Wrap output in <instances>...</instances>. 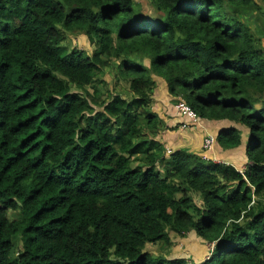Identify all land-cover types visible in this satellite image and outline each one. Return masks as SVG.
Returning <instances> with one entry per match:
<instances>
[{"label":"trees","instance_id":"trees-1","mask_svg":"<svg viewBox=\"0 0 264 264\" xmlns=\"http://www.w3.org/2000/svg\"><path fill=\"white\" fill-rule=\"evenodd\" d=\"M149 1L160 15L0 0V264H264V47L241 15L254 0ZM67 36L96 50L65 52ZM110 66L128 98L100 97ZM154 75L197 119L245 127V169L167 152ZM191 231L212 247L201 261L144 251Z\"/></svg>","mask_w":264,"mask_h":264},{"label":"crops","instance_id":"crops-1","mask_svg":"<svg viewBox=\"0 0 264 264\" xmlns=\"http://www.w3.org/2000/svg\"><path fill=\"white\" fill-rule=\"evenodd\" d=\"M140 63L144 66H149V60L146 58H140ZM155 81L154 93H153V104L152 110L162 118L165 125L172 130H164L159 133L160 141L165 143L167 150L169 149H179L182 148L187 152H191L200 156H203L208 159H212L216 162H222L226 164L233 165L239 171H242L247 164L246 159V146L249 141L248 131L244 126L236 124L227 120L220 121H205V125H200L198 123L197 128L194 132H187L186 130L181 129L179 126L183 123L185 118L180 117L175 110V103L172 101V97L168 94L167 84L163 78L160 76H153ZM168 113V115H167ZM177 125V127H175ZM234 127L240 133L241 144L234 149H223L216 143V136L222 128ZM184 134L185 137L180 139L178 137L179 133ZM206 136L214 137V144L210 149H203L202 142ZM170 151V150H169ZM242 166V169H239ZM192 232V231H191ZM190 232V233H191ZM193 233V232H192ZM192 240L198 245H207L205 252L202 254V257H197V251H193L192 254L183 255L187 258L190 263L198 262L205 259L208 256L211 246L201 239L197 238L195 234H192ZM188 233L180 238L179 240H173L174 244H178L181 240L186 239ZM203 242V244H201ZM195 253V256L193 255ZM193 255L194 261L189 257Z\"/></svg>","mask_w":264,"mask_h":264},{"label":"rangeland","instance_id":"rangeland-1","mask_svg":"<svg viewBox=\"0 0 264 264\" xmlns=\"http://www.w3.org/2000/svg\"><path fill=\"white\" fill-rule=\"evenodd\" d=\"M255 5H251L250 8H245L241 11V15L243 20L249 25L252 32L259 37V44L261 47H264V0H254ZM135 5L139 8L140 12L143 15H147L150 17L158 16L160 15L159 12H157L154 7L150 4L149 0H135ZM134 5V8H135ZM137 10V9H136ZM72 37V38H70ZM67 36L65 40L61 43V46L65 48V52H69L72 48H78L83 50L87 55H90L94 50H96L95 44H89L88 41L84 36L80 37L82 40H78L75 38V36ZM131 58H136L138 61H140V56H132ZM134 60V59H133ZM136 62V61H135ZM138 63V62H137ZM116 68L114 66H110L108 68H104L103 71L98 75V78H102L104 83L101 84L100 88L102 87V95L101 98H105L107 94H114L118 93L119 96H123L125 98L129 97V87L126 81L119 80L118 75L116 72ZM75 91H79L76 89H73ZM87 90L90 92L93 91L91 86L87 87ZM81 92V90L79 91ZM176 110V109H175ZM168 115V113H167ZM163 121V120H162ZM201 122V124H200ZM198 123L200 125H205L204 120L197 119L196 123L192 122H185L179 126L181 129L186 130L187 132L191 133L194 132L197 128ZM177 127V125L175 126ZM178 137L182 139L184 134L181 132L178 134ZM160 141L159 136L156 138ZM161 143H165L163 141H160ZM182 149V148H179ZM170 151H174L176 149H169ZM167 150V152H170ZM239 169H242V166H240ZM10 217H14L13 212H9ZM193 233L189 232L186 239L181 240L178 244H174L173 240H179V238L173 233L169 232V238L170 243L165 248V244H147L144 248V251H149L151 256V261L156 260V256H161L164 258L171 257V258H177V257H183V255L192 254L193 251H197L196 256L202 257V254L205 252L206 248L208 249L207 245H198L192 240ZM203 244V242L201 243ZM160 245V247H159ZM20 244L18 245L17 250L19 249ZM163 247V249H161ZM168 252V253H167ZM195 256V253L193 254ZM190 255L189 257L194 261V256Z\"/></svg>","mask_w":264,"mask_h":264},{"label":"built area","instance_id":"built-area-1","mask_svg":"<svg viewBox=\"0 0 264 264\" xmlns=\"http://www.w3.org/2000/svg\"><path fill=\"white\" fill-rule=\"evenodd\" d=\"M176 112L180 117L185 118V122H192L196 123L197 118L194 112L185 105L182 101H179L175 105ZM214 144V137L213 136H206L202 142L203 149H210L211 146Z\"/></svg>","mask_w":264,"mask_h":264},{"label":"clouds","instance_id":"clouds-1","mask_svg":"<svg viewBox=\"0 0 264 264\" xmlns=\"http://www.w3.org/2000/svg\"><path fill=\"white\" fill-rule=\"evenodd\" d=\"M244 169H245V167H244ZM212 248V247H211ZM211 248H210V250H211ZM210 252V251H209Z\"/></svg>","mask_w":264,"mask_h":264},{"label":"water","instance_id":"water-1","mask_svg":"<svg viewBox=\"0 0 264 264\" xmlns=\"http://www.w3.org/2000/svg\"><path fill=\"white\" fill-rule=\"evenodd\" d=\"M219 134V133H218Z\"/></svg>","mask_w":264,"mask_h":264}]
</instances>
